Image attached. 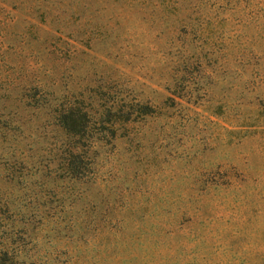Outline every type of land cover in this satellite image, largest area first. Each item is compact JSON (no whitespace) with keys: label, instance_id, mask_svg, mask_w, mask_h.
<instances>
[{"label":"rangeland","instance_id":"obj_1","mask_svg":"<svg viewBox=\"0 0 264 264\" xmlns=\"http://www.w3.org/2000/svg\"><path fill=\"white\" fill-rule=\"evenodd\" d=\"M0 7V264H264V0Z\"/></svg>","mask_w":264,"mask_h":264},{"label":"trees","instance_id":"obj_2","mask_svg":"<svg viewBox=\"0 0 264 264\" xmlns=\"http://www.w3.org/2000/svg\"><path fill=\"white\" fill-rule=\"evenodd\" d=\"M0 10H2L1 7ZM92 91L95 92L94 96L98 97L100 106V115L99 117L95 118L96 121L93 122L94 125L99 124V130L102 128L105 131H111L115 124L121 121L129 122L132 120L131 118L133 116V111L129 105L117 103L116 99L113 100L109 97L105 98V94L100 92L98 89L96 90L93 88ZM40 101L43 104L48 103L47 99L45 100L44 97H42ZM108 101L109 103H107ZM88 107L90 106L85 104L81 98L78 99L77 97H74V99L71 101L64 100V102H60L59 104L55 105L53 112H56V118L60 125L66 130L67 134L73 136H82L88 128V118L91 117L88 114ZM148 109L150 108L147 106H139L137 110L140 114H148L150 112L147 111Z\"/></svg>","mask_w":264,"mask_h":264}]
</instances>
